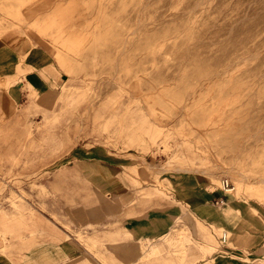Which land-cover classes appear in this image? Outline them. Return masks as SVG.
<instances>
[{
	"label": "rangeland",
	"instance_id": "rangeland-1",
	"mask_svg": "<svg viewBox=\"0 0 264 264\" xmlns=\"http://www.w3.org/2000/svg\"><path fill=\"white\" fill-rule=\"evenodd\" d=\"M4 36L24 69L0 76V214L32 220L0 222V264H264V0H0Z\"/></svg>",
	"mask_w": 264,
	"mask_h": 264
},
{
	"label": "bare ground",
	"instance_id": "bare-ground-1",
	"mask_svg": "<svg viewBox=\"0 0 264 264\" xmlns=\"http://www.w3.org/2000/svg\"><path fill=\"white\" fill-rule=\"evenodd\" d=\"M32 51V50H31ZM25 52V51H24ZM33 56V55H32ZM32 58V57H31ZM33 60V59H32ZM21 63V62H20ZM20 63H18V65H17V70H23L24 68H22V65L20 64ZM29 63V62H28ZM34 64V63H33ZM15 90V89H14ZM16 95V94H15ZM179 171H180V169H179ZM235 172H237L236 171V167L235 166H227V167H221L218 171H216V172H206V171H199V173H202V174H204L206 177H209L210 179H212L211 181L213 182V181H216V178L214 177V176H216V175H218V174H225V175H227V176H230V174H232V173H235ZM241 178L240 179H237V186L236 185H234L233 183H232V185H233V187H234V189H233V191L232 192H230L229 194H234V197L238 200L239 198H240V195H241V191H242V188H243V185H245L246 187L248 186V185H246L245 183H244V181L245 180H248V177L247 176H245V175H241L240 176ZM223 179H227V180H229V178L228 177H223L220 181H219V184H218V187L214 190V191H216V190H221V186H222V180ZM231 180V179H230ZM229 180V181H230ZM259 181H260V183L261 184H263L264 185V177H261V178H259ZM244 183V184H243ZM249 187H252V186H249ZM263 189H262V194L264 195V187H262ZM211 192H213V191H211ZM210 193V192H209ZM202 200V199H201ZM199 202H202V201H199ZM226 200H224L223 198L221 199V201H220V203L219 204H222V205H226ZM201 204V203H200ZM206 204V203H205ZM214 206V205H213ZM203 207V206H202ZM216 207V206H215ZM231 208V207H230ZM217 209V208H216ZM236 211H239V209H237ZM217 212V211H216ZM215 214V213H214ZM27 214L26 213H22V214H20V216L18 217V218H15L14 220L13 219H11L10 220V217L9 216H7L6 214H0V222L2 223V225L4 226V227H7L8 229H10V230H13V229H17V228H23V227H26L30 222H31V220H32V218H31V216L30 217H28V216H26ZM208 215V214H207ZM219 216H220V218L223 220V221H225V222H227L228 220H227V218L225 217V215H224V213H220V214H218ZM217 215V216H218ZM212 217V216H211ZM202 218V217H201ZM221 220V221H222ZM217 221V220H216ZM213 222V223H211V227H214V228H216V229H221L222 231H223V235L221 236V241H222V243H226L227 242V237L229 236V237H232V236H238L239 235V233L237 232V233H233V232H230L229 230H227L223 225H220V224H218L219 222ZM226 225V224H225ZM202 231V234L204 233V230L202 229L201 230ZM45 234V233H44ZM190 234H191V231H190V229L185 225V224H180V223H178V224H176V225H174L172 228H171V230L168 232V233H166L165 235H164V237H167V239L169 238V237H171V239H175L179 244H182V245H184V248L187 250V245L188 244H190V241L193 239V237L191 236L190 237ZM164 237H162V238H164ZM1 238V237H0ZM4 238V237H3ZM20 238H22V240H23V237H20ZM32 238V237H31ZM238 240H242V241H245V238L244 237H242V236H238V238H237ZM21 240V239H20ZM28 240V239H27ZM186 243V244H185ZM4 247V246H3ZM199 247H201V246H199ZM201 249V253H202V251H203V254L205 253L204 252V249H203V247H201L200 248ZM3 250V249H2ZM28 250V249H27ZM33 256H35L34 258V260H36V259H38V258H44V260L46 261V260H48V261H50V262H55V261H59V262H61L60 260L64 257L63 256V254H62V252L60 251V249H59V247H43V248H40L38 251H34L33 252ZM184 256H186L187 257V255L186 254H184ZM183 256V257H184ZM28 257V256H27ZM23 258V257H22ZM32 258V257H31ZM26 259V258H25ZM78 260H80V259H76V260H74L71 264H74V263H76ZM29 261V260H28ZM27 261V262H28ZM42 261H43V259H42ZM48 261H47V263H48ZM51 264V263H50ZM80 264H87L86 263V260H82V262L80 263Z\"/></svg>",
	"mask_w": 264,
	"mask_h": 264
},
{
	"label": "crops",
	"instance_id": "crops-1",
	"mask_svg": "<svg viewBox=\"0 0 264 264\" xmlns=\"http://www.w3.org/2000/svg\"><path fill=\"white\" fill-rule=\"evenodd\" d=\"M11 37L12 36H4L0 39V76L1 77H10L15 73H17V65L22 60L21 53L23 52L24 47H21V43H19L20 41H16V39H13ZM25 54L28 55L27 59L24 61L26 63V66L29 67V69H34V70H30L28 74L35 72L40 74L43 73L44 69L49 67L48 66L49 54L45 50L37 48L34 45L31 47V49L29 48V50ZM22 68H24L23 65ZM59 249L63 254L64 251L60 246ZM34 257L35 256H32L33 259H35Z\"/></svg>",
	"mask_w": 264,
	"mask_h": 264
},
{
	"label": "built area",
	"instance_id": "built-area-1",
	"mask_svg": "<svg viewBox=\"0 0 264 264\" xmlns=\"http://www.w3.org/2000/svg\"><path fill=\"white\" fill-rule=\"evenodd\" d=\"M234 189L232 182L227 180V179H223L222 180V186H221V191L225 194H229L230 192H232Z\"/></svg>",
	"mask_w": 264,
	"mask_h": 264
}]
</instances>
